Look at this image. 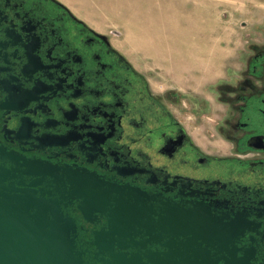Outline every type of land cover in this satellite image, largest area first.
Returning a JSON list of instances; mask_svg holds the SVG:
<instances>
[{
    "label": "flooded vegetation",
    "instance_id": "1",
    "mask_svg": "<svg viewBox=\"0 0 264 264\" xmlns=\"http://www.w3.org/2000/svg\"><path fill=\"white\" fill-rule=\"evenodd\" d=\"M118 35L59 0H0V166L38 190L54 177L30 171L69 168L139 188L155 206L204 205L243 228L245 264H264V33L239 86L218 89L142 70ZM78 203L64 209L92 253L107 220H86Z\"/></svg>",
    "mask_w": 264,
    "mask_h": 264
},
{
    "label": "water",
    "instance_id": "2",
    "mask_svg": "<svg viewBox=\"0 0 264 264\" xmlns=\"http://www.w3.org/2000/svg\"><path fill=\"white\" fill-rule=\"evenodd\" d=\"M30 172L51 175L56 186H20L19 175L0 166V264H92L87 252L95 264H245L235 245L243 228L204 205L155 206L147 192L88 170ZM73 201L86 220H107L87 241L92 253L78 244V223L65 212ZM150 242L165 250L149 249Z\"/></svg>",
    "mask_w": 264,
    "mask_h": 264
},
{
    "label": "rangeland",
    "instance_id": "3",
    "mask_svg": "<svg viewBox=\"0 0 264 264\" xmlns=\"http://www.w3.org/2000/svg\"><path fill=\"white\" fill-rule=\"evenodd\" d=\"M59 1L80 19L118 31L116 40L142 70L169 79L180 74L185 79L194 77L191 82L197 88L206 81L217 83L213 89L224 87L220 83L238 87L252 53L251 43L264 33V0H150V9L144 6L146 12L155 8L158 18H169L168 25L157 21L152 28L146 26L145 17L133 18L125 12L121 3L131 0ZM182 3L187 8L180 7ZM201 14L204 20L212 18L211 22L195 23Z\"/></svg>",
    "mask_w": 264,
    "mask_h": 264
},
{
    "label": "bare ground",
    "instance_id": "4",
    "mask_svg": "<svg viewBox=\"0 0 264 264\" xmlns=\"http://www.w3.org/2000/svg\"><path fill=\"white\" fill-rule=\"evenodd\" d=\"M147 2L148 1V4L147 5H145L144 4V2ZM145 1H143L142 2V4H140L139 3V1L138 0H131L129 3L127 2V3H124V2H122L121 4H122V6L124 7V8H126V9H124L125 10V12H127L129 15L131 14V16L133 17V18H135L136 16H141V17H145L144 19H145V21L147 22V23H145L146 24V26L147 27H151L152 28V26L154 27V25L155 24H153V23H156L157 21L158 22H162L163 23V25H168L169 24V18L166 20V18H158V16H156L155 15V13H156V10H155V8H154V10H152V11H148V12H146L145 10H146V8H145V10H144V6L146 7V6H148V9H150L149 7H150V4H151V2H150V0H145ZM154 1V0H153ZM190 1H192V0H190ZM239 1V0H238ZM116 2H118V3H120V0H116ZM158 2V1H157ZM207 2L205 1V4H206ZM213 3V2H212ZM185 4H188V3H185ZM204 4V5H205ZM160 5V4H159ZM206 5H208V6H211L210 4H206ZM212 5H214V4H212ZM152 7V6H151ZM180 7H182V8H187L185 5H184V3H182V4H180ZM210 12V11H209ZM208 13V12H207ZM127 15V14H126ZM126 15H125V17H126ZM210 17V16H209ZM199 18H200V21H197L196 19H195V23L196 22H198V23H200L201 22V24H203L202 22H211L210 20H212V18L210 19L209 18V20H204L203 19V17H202V14L201 15H199ZM206 18V17H205ZM185 19L186 18H184L183 20H182V23H184L185 24ZM126 20V19H125ZM203 20V21H202ZM127 21V20H126ZM188 22V21H187ZM213 22V21H212ZM132 23H134V21H132ZM136 23V22H135ZM149 23H152V25H148ZM204 23V24H205ZM149 27V28H150ZM165 28V27H164ZM168 28V27H167ZM155 29V28H154ZM162 35V34H161ZM161 35H159V36H161ZM164 37V36H163ZM165 41V40H164ZM167 42V41H166ZM174 51H175V49H174Z\"/></svg>",
    "mask_w": 264,
    "mask_h": 264
}]
</instances>
